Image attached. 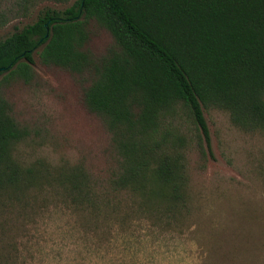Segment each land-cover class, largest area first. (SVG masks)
<instances>
[{"label":"trees","instance_id":"16d2710c","mask_svg":"<svg viewBox=\"0 0 264 264\" xmlns=\"http://www.w3.org/2000/svg\"><path fill=\"white\" fill-rule=\"evenodd\" d=\"M70 0H0V29L39 4ZM95 21L114 38L106 55L88 47ZM49 29V36L47 30ZM36 57L79 77L84 102L111 135L117 165L96 185L83 167L61 169L74 201L115 206L123 196L175 208L189 185L187 151L196 141L212 156L205 109H222L248 131H264V0H75L49 6L0 40V192L33 179L14 159L33 136L6 96L11 83L37 79ZM182 120L191 134H180ZM168 123V125H166Z\"/></svg>","mask_w":264,"mask_h":264},{"label":"rangeland","instance_id":"374dc122","mask_svg":"<svg viewBox=\"0 0 264 264\" xmlns=\"http://www.w3.org/2000/svg\"><path fill=\"white\" fill-rule=\"evenodd\" d=\"M74 1L39 4L0 29V40L33 23L45 6ZM89 30L87 47L96 56L115 46L95 21ZM35 70L32 84L19 80L6 91L16 116L38 135L13 153L33 179L20 191L0 192V264H264V131L236 126L226 110L205 109L212 156L202 157L196 141L189 145L186 199L175 208L127 196L118 206L74 201L61 169L83 167L98 186L118 157L85 105L79 77L37 57ZM173 126L192 135L182 120Z\"/></svg>","mask_w":264,"mask_h":264},{"label":"water","instance_id":"95a60500","mask_svg":"<svg viewBox=\"0 0 264 264\" xmlns=\"http://www.w3.org/2000/svg\"><path fill=\"white\" fill-rule=\"evenodd\" d=\"M49 36V29L47 30V35H46V37H48ZM6 69L5 68H1L0 69V72H4Z\"/></svg>","mask_w":264,"mask_h":264}]
</instances>
